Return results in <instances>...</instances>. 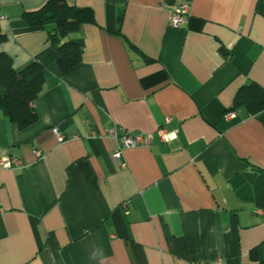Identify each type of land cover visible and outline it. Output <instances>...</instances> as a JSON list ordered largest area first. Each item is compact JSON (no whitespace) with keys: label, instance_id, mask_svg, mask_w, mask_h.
Segmentation results:
<instances>
[{"label":"crops","instance_id":"1","mask_svg":"<svg viewBox=\"0 0 264 264\" xmlns=\"http://www.w3.org/2000/svg\"><path fill=\"white\" fill-rule=\"evenodd\" d=\"M46 1L0 0V54L45 75L35 124L0 111V159L20 162L0 168V264H264V110L233 107L264 90V0H188L178 29L177 0H65L95 19L66 75L52 26L22 19ZM112 125L152 143L121 149Z\"/></svg>","mask_w":264,"mask_h":264},{"label":"trees","instance_id":"2","mask_svg":"<svg viewBox=\"0 0 264 264\" xmlns=\"http://www.w3.org/2000/svg\"><path fill=\"white\" fill-rule=\"evenodd\" d=\"M22 19L31 28L52 26L48 40L56 48V64L62 75L79 65L83 42L78 34L83 25L95 23L90 8L76 7L65 0H47L39 9L23 12ZM4 38L0 33V43ZM44 79V68L40 64L31 62L15 70L11 60L0 54V111L18 130L36 123L33 103L40 96ZM233 105L255 115L264 110V90L249 84L238 91Z\"/></svg>","mask_w":264,"mask_h":264},{"label":"built area","instance_id":"3","mask_svg":"<svg viewBox=\"0 0 264 264\" xmlns=\"http://www.w3.org/2000/svg\"><path fill=\"white\" fill-rule=\"evenodd\" d=\"M178 4L174 7L170 19L169 26L173 29L181 28L185 23L189 15L190 3L188 0H177ZM227 118H233V113H228ZM170 119L165 118L162 125L156 130V134L159 140L163 143H167L176 137V131H167L165 127L169 124ZM56 140L58 142H63L65 137L60 134L56 129L52 130ZM121 133L120 137V148L121 149H133L138 147L148 148L153 140V135L151 134H140L132 133L130 131L120 130L115 125H112L108 131L107 135L112 139L118 138V133ZM36 157H41L40 151H34ZM120 156V150L114 154V157ZM20 166V162L17 159L10 157H3L0 159V168L1 169H14Z\"/></svg>","mask_w":264,"mask_h":264}]
</instances>
